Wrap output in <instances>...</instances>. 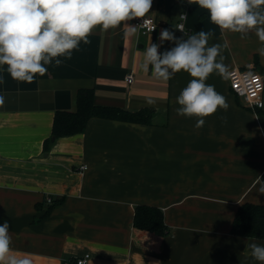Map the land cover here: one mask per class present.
I'll use <instances>...</instances> for the list:
<instances>
[{
    "label": "crops",
    "instance_id": "1",
    "mask_svg": "<svg viewBox=\"0 0 264 264\" xmlns=\"http://www.w3.org/2000/svg\"><path fill=\"white\" fill-rule=\"evenodd\" d=\"M185 11L188 32L176 27ZM146 15L157 20L155 31L141 34L132 21L97 26L88 44L81 41L70 59L57 57L59 66L55 59L45 65L47 73L32 83L13 80L0 66V224L9 222L13 253L32 264H74L81 256L88 264H260L247 244L264 246V238L236 234L232 225L242 203L264 204V107L246 105L229 79L213 72L206 83L229 107L197 129V117L176 113L192 77L181 71L165 81L142 67L151 43L160 53L175 46L161 44L162 30L178 39L203 30L208 46L227 44L229 70L264 75L260 42L254 32L241 39L221 31L189 0H153ZM82 87H93L101 105L151 108V123L93 117L84 131L51 139L46 150L56 110H74ZM138 204L162 209L165 237L134 227Z\"/></svg>",
    "mask_w": 264,
    "mask_h": 264
},
{
    "label": "clouds",
    "instance_id": "2",
    "mask_svg": "<svg viewBox=\"0 0 264 264\" xmlns=\"http://www.w3.org/2000/svg\"><path fill=\"white\" fill-rule=\"evenodd\" d=\"M153 0H0V66L6 65L13 80L32 83L44 76L52 63L59 66L60 56L71 58L73 50L82 41L88 44L89 35L99 26L102 30L118 27L122 22L144 17ZM207 11L210 21L221 31L240 33L245 39L254 32L260 47L257 53L264 57V0H189ZM182 18L185 16H181ZM135 32L136 27L131 26ZM183 31L182 28H180ZM187 39H178L173 32L164 29L160 33L161 44L171 41L170 50L159 52V45L151 43L144 52L143 69L151 66L156 79H172L184 71L192 77L177 97L178 116L197 117L195 127L205 124V117L218 109L227 111L226 98L206 80L215 72L223 80L231 73L224 63L222 52L227 44L208 46L210 33L203 30L195 34L185 33ZM148 104H154L151 98ZM4 96L0 95V106ZM259 192L264 193V181L260 180ZM10 224H0V264H32L26 255H16L11 249ZM252 257L264 264V246L248 243Z\"/></svg>",
    "mask_w": 264,
    "mask_h": 264
},
{
    "label": "trees",
    "instance_id": "3",
    "mask_svg": "<svg viewBox=\"0 0 264 264\" xmlns=\"http://www.w3.org/2000/svg\"><path fill=\"white\" fill-rule=\"evenodd\" d=\"M152 116L153 110L151 108L131 111L121 107L98 104L95 102L94 88L82 87L77 91L74 110H56L52 138L45 141V149H48L53 137L58 138L84 131L89 120L93 117L147 124L151 123ZM134 227L144 231L146 236L158 239V241L169 232L162 209L150 204H138L136 206ZM232 231L248 237L264 238V204L248 201L242 203L235 214ZM145 244L147 245L149 242Z\"/></svg>",
    "mask_w": 264,
    "mask_h": 264
},
{
    "label": "built area",
    "instance_id": "4",
    "mask_svg": "<svg viewBox=\"0 0 264 264\" xmlns=\"http://www.w3.org/2000/svg\"><path fill=\"white\" fill-rule=\"evenodd\" d=\"M186 2L187 0H179ZM185 16V17H181ZM187 12H182L179 16V20L176 24L177 29H183L184 32H188L186 27ZM132 23L139 29L141 34H147L157 29V20L152 16L145 15L142 18H136L131 20ZM181 31V30H180ZM231 75L229 77L230 88L244 101L246 105L253 109L264 107V75L260 71L251 69H242L234 67L229 70ZM126 81L132 83L134 81V74L131 72L127 75ZM87 165H82V169H86ZM49 202H52V198H48ZM89 257L81 256L75 258L74 264H88ZM69 264V263H67Z\"/></svg>",
    "mask_w": 264,
    "mask_h": 264
},
{
    "label": "water",
    "instance_id": "5",
    "mask_svg": "<svg viewBox=\"0 0 264 264\" xmlns=\"http://www.w3.org/2000/svg\"><path fill=\"white\" fill-rule=\"evenodd\" d=\"M263 125H264V123H263ZM55 137H53V139H54Z\"/></svg>",
    "mask_w": 264,
    "mask_h": 264
}]
</instances>
